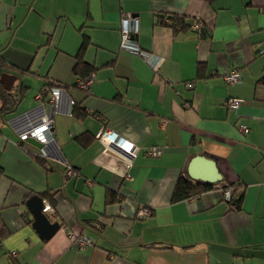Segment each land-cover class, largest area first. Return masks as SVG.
I'll use <instances>...</instances> for the list:
<instances>
[{
  "label": "crops",
  "instance_id": "0c3cea01",
  "mask_svg": "<svg viewBox=\"0 0 264 264\" xmlns=\"http://www.w3.org/2000/svg\"><path fill=\"white\" fill-rule=\"evenodd\" d=\"M127 14L156 73L119 48ZM157 16L202 28L174 34ZM78 56L95 69L87 93L73 88ZM0 71L16 100L0 110V264H264V0H0ZM228 98L243 100L236 112ZM39 105L54 122L44 150L8 125ZM103 127L140 148L130 166L96 138ZM195 156L237 187L238 206L211 191L172 202ZM65 162L78 175L63 183ZM45 193L60 227L46 241L25 207Z\"/></svg>",
  "mask_w": 264,
  "mask_h": 264
},
{
  "label": "built area",
  "instance_id": "2783aa9c",
  "mask_svg": "<svg viewBox=\"0 0 264 264\" xmlns=\"http://www.w3.org/2000/svg\"><path fill=\"white\" fill-rule=\"evenodd\" d=\"M202 28V23L196 20L192 25L193 31H198ZM137 34V20L132 17V15H123L120 27V43L119 48L121 51L127 52L134 56L143 57L149 65H151L152 70L156 73L158 70V65L160 59H155L150 54L144 53L136 44L134 38ZM226 85H231L239 81V74L237 70L230 71L224 77ZM90 77L85 81H79L76 89L84 93L89 92ZM190 87V84H186ZM40 99V95L37 96ZM243 100L238 98H228L225 101V106L228 109L237 111L242 105ZM8 125L15 132L18 137L20 144L27 143L28 140H33L42 145L41 149L47 148L49 146H54V122L51 114H47L42 106H37L33 110L19 115L12 119ZM243 133L247 132V129L243 126L240 127ZM97 139L103 140L106 143V150L113 153L115 156L124 159L130 166L133 160L137 157L140 152V148L134 144L128 143L124 139L118 137L117 134L113 133L109 129L103 127L100 132L96 135ZM43 156L46 153L42 154ZM145 155L151 158H156L160 155L157 148L153 147L145 151ZM65 173L63 176V183H65L71 177H77L78 173L71 168L66 162L64 163ZM214 197L218 201L231 202L238 198L240 194L238 189L234 188H223V185H217L216 189L211 191ZM50 211L48 206H45L43 212L46 214ZM151 215L148 209H140L137 211L136 216L138 218H145ZM70 238L77 249H83L90 244V239L86 237H76L70 235ZM14 256L15 253L13 252Z\"/></svg>",
  "mask_w": 264,
  "mask_h": 264
},
{
  "label": "trees",
  "instance_id": "16d2710c",
  "mask_svg": "<svg viewBox=\"0 0 264 264\" xmlns=\"http://www.w3.org/2000/svg\"><path fill=\"white\" fill-rule=\"evenodd\" d=\"M157 23L160 26L168 27L170 28L174 34L181 33V32H187L192 29V25L194 22L187 20L184 17H177V16H170V17H164V16H157ZM85 45V44H84ZM81 57L78 56L77 62L73 68V74L76 78V83L73 86V88L77 87V84L79 81H85L89 77H91L95 71V69L91 66H89L86 63H83V61L80 60ZM1 75V71H0ZM16 105L15 98L6 92L4 88L0 85V110L7 111L10 110L12 107ZM73 114H75V111H73ZM218 185H221L220 183ZM216 186L204 184L201 182H191L186 177H181L175 187L173 196H172V202H179L183 200H187L189 198L201 195L205 192H210L216 189ZM223 188H234L237 187L231 186V185H223ZM241 194L238 195V198L234 201V203L226 202L229 204H233L234 206L239 205ZM42 199H45L49 202V208L50 211L53 212L55 208L54 199L51 195L48 193L41 195ZM115 200V194L110 193L109 194V202H114ZM50 220V219H49ZM8 231L4 227V225L0 224V238L7 235ZM91 244V242H90Z\"/></svg>",
  "mask_w": 264,
  "mask_h": 264
},
{
  "label": "water",
  "instance_id": "95a60500",
  "mask_svg": "<svg viewBox=\"0 0 264 264\" xmlns=\"http://www.w3.org/2000/svg\"><path fill=\"white\" fill-rule=\"evenodd\" d=\"M3 76H8L1 75L0 77V81L3 82L5 90L8 91L10 84L14 80L10 82L2 81ZM27 143L37 148L42 147L41 144L33 140H28ZM186 174L192 182H201L212 186H216L222 182V176L218 171L216 163L203 156H195L190 160ZM25 207L32 217L31 227L41 240H49L59 230V224L57 222H51L43 212L45 205L41 197L38 195L31 196L25 201Z\"/></svg>",
  "mask_w": 264,
  "mask_h": 264
},
{
  "label": "bare ground",
  "instance_id": "6f19581e",
  "mask_svg": "<svg viewBox=\"0 0 264 264\" xmlns=\"http://www.w3.org/2000/svg\"><path fill=\"white\" fill-rule=\"evenodd\" d=\"M148 209V208H147ZM150 210V209H149Z\"/></svg>",
  "mask_w": 264,
  "mask_h": 264
}]
</instances>
